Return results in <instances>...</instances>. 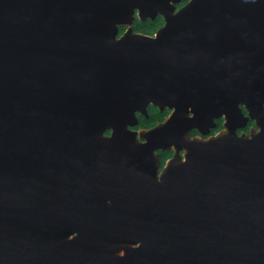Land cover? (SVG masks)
Here are the masks:
<instances>
[{"label": "water", "instance_id": "water-1", "mask_svg": "<svg viewBox=\"0 0 264 264\" xmlns=\"http://www.w3.org/2000/svg\"><path fill=\"white\" fill-rule=\"evenodd\" d=\"M179 1L0 0V264H264V0Z\"/></svg>", "mask_w": 264, "mask_h": 264}, {"label": "flooded vegetation", "instance_id": "flooded-vegetation-1", "mask_svg": "<svg viewBox=\"0 0 264 264\" xmlns=\"http://www.w3.org/2000/svg\"><path fill=\"white\" fill-rule=\"evenodd\" d=\"M187 2H188V0H180V1L177 2V3H173L172 5H173L174 12H176L177 10H179L180 8H182ZM156 16H159V15H156ZM156 16H155V17H156ZM155 17H154V18H155ZM160 17H161V16H160ZM133 18H134L133 21L136 20V19H137L138 21H140V20L138 19V17H137V11H136V10L134 11ZM154 18H153V19H154ZM145 20H146V19H145ZM161 20H162V25H161L159 28H161V27L163 26V24H164V21H163L162 17H161ZM133 21H132V23H133ZM143 21H144V20H143ZM140 22H142V21H140ZM132 23H131V24H132ZM131 24H130V26H131ZM130 26H129V27H130ZM159 28H157V29L154 31V33H153L152 35H145V34H141V35H145V36H150V37H152V36H154V34L156 33V31H157ZM126 29H127V27H125V30H126ZM130 29H131V27H130ZM125 30H124V31H125ZM124 31L122 32V34L124 33ZM131 31H132V30H131ZM133 33H135V32H133ZM136 34H140V33H136ZM147 106H152V105H147ZM147 106H146V108H147ZM153 107H155V106H153ZM146 108H145V115H142V114H140L139 112H136V113H135L136 124H137V118H138L137 116H139V115H140V116H146ZM155 108H157V107H155ZM157 110H158L159 112L167 111V114H166L165 117L162 119V121L155 123V125L158 124V123L163 122V120H164L166 117H168V115L171 113V111H170V110H167V109H163V110L160 111V110L157 108ZM241 111H242L243 115L246 116V112L244 111L243 108H241ZM249 121H250V120H248V121L246 122V124H245L244 127H241V128L236 129L235 132H236L237 135H241V134H249L250 129L255 127V126H254V123H253L252 126H248V122H249ZM223 122H224L223 117H217V118H214V119H213V126H212V127H209V128L207 129V132H206V133L201 134L199 131H197V130H195V129H192V130L189 131V137H190V138H201V139H207V138H210V137L216 135V134H217L218 132H220L221 130H223ZM252 122H253V121H252ZM136 124H135V125H136ZM135 125H133V126H128V129L131 130V131H138V130L141 129V128L134 129L133 127H135ZM155 125H154V126H155ZM154 126H153V127H154ZM153 127H151V128H153ZM246 127H247V128H246ZM151 128L144 129V130H149V129H151ZM109 134H110V132L107 131V134H106V135H109ZM160 151H169V152H171V155H170V157H168V158L164 161V163H163L162 165H160L159 160H158V165H157V175L162 171V169H163V167H164L166 161L169 160V159H171L172 156H173V154H174V152H173L172 149H168V150H157V151H156L157 159H158V152H160ZM179 154L182 155V152H179Z\"/></svg>", "mask_w": 264, "mask_h": 264}, {"label": "trees", "instance_id": "trees-1", "mask_svg": "<svg viewBox=\"0 0 264 264\" xmlns=\"http://www.w3.org/2000/svg\"><path fill=\"white\" fill-rule=\"evenodd\" d=\"M162 25V20L160 16H156L154 19H146L142 22L137 19L133 21L131 24V30L135 33L152 35L154 31ZM125 30V26L118 27L117 36L122 35V32ZM167 114V111L159 112L157 108L153 106H147L146 108V116H137V124L134 129H148L155 125V123L162 121V119ZM253 122L250 120L248 122V126H252ZM247 128V127H246ZM107 134V131L105 132ZM171 152L169 151H160L158 152V160L160 165L164 163V161L170 157Z\"/></svg>", "mask_w": 264, "mask_h": 264}]
</instances>
